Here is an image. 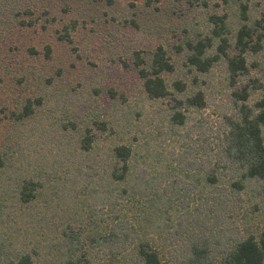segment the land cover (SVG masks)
Instances as JSON below:
<instances>
[{
	"label": "rangeland",
	"instance_id": "1",
	"mask_svg": "<svg viewBox=\"0 0 264 264\" xmlns=\"http://www.w3.org/2000/svg\"><path fill=\"white\" fill-rule=\"evenodd\" d=\"M247 5L246 24L264 26V0ZM213 16L225 17V28L207 55L226 39L234 56L244 23L232 0H0V264L26 257L29 264H69L73 253L81 264H133V248L116 254L105 243L122 219L161 264H182L186 212L195 213L211 191L201 171L184 167L215 150L223 117L236 115L234 92L248 86L253 105L264 88V36L253 38L258 51L245 55L247 73L234 84L223 57L207 73L189 66L186 45L212 37ZM159 46L174 71L163 74L169 95L149 100L135 61L147 67ZM175 81L185 93L174 90ZM197 91L202 108H176V99ZM175 111L182 125L172 122ZM87 134L93 141L84 151ZM120 145L132 149L130 172L113 182L112 150ZM174 176L182 181L172 194ZM26 186L28 202L20 197ZM252 188L232 214L196 212L206 233L225 241L236 224L245 235H263L264 193ZM188 189L195 201L183 209L172 199Z\"/></svg>",
	"mask_w": 264,
	"mask_h": 264
},
{
	"label": "trees",
	"instance_id": "2",
	"mask_svg": "<svg viewBox=\"0 0 264 264\" xmlns=\"http://www.w3.org/2000/svg\"><path fill=\"white\" fill-rule=\"evenodd\" d=\"M106 1L109 4L113 2V0ZM222 1L229 2V0ZM232 1L237 5L240 19L244 23L235 38L237 53L229 57L227 50L230 45L226 39H221L217 53L214 56L207 55L213 47V38H219L225 28V17L215 16L210 19L214 25L212 37L189 42L186 48L189 52L187 56L189 66L200 73H207L223 57L226 60L230 81L234 84L238 77L247 73L245 55L248 52L258 51L259 47L256 46L259 44L253 45L252 42L255 36L258 42L261 41L264 31L259 35L257 31L258 28L264 30V26L260 27L259 22H255L253 27L246 24L248 21L247 0ZM135 65L139 76L144 80L143 88L149 100H160L169 95L163 74L173 72L174 66L163 47L159 46L155 50L147 67H145V61L139 56H136ZM173 88L179 94L185 93V85L181 81H175ZM232 95L235 97L236 115L223 117L215 150L210 153V156L201 160L195 159L194 163L184 167L186 172L201 171L204 174V185L211 186V191L200 199V203L194 209L195 213L186 212L191 216L188 222L180 221V225L184 223L182 226L186 227L182 239L187 248L182 264H264V234L260 237L251 232L245 235L235 224V228L227 232L224 241L221 237L215 239L212 232L206 233L204 229V226H207L204 218H207L210 212L232 214L240 210L244 205L243 194L249 187L257 185L264 193V88L260 99L253 105L246 103L250 97L248 86ZM175 102L178 105L176 108L200 109L204 106L203 94L199 91L187 95L185 99H176ZM171 120L177 125L184 123L183 116L178 111L173 113ZM92 141L87 134L82 142V149L88 150ZM132 154V149L125 145L117 146L112 150L115 165L109 175L111 181L124 182L127 179ZM174 177L177 180L175 179V182L170 184L172 187L168 185L172 194L178 192L174 189L175 185L182 181L179 176ZM223 178L227 179L225 180L227 186L220 184L224 182ZM189 186L194 188L192 183ZM259 189L253 187L251 191L255 192ZM179 192L177 193L179 195L172 199L173 202H179L183 209H188L191 202L195 201L194 197H190L189 189L187 192ZM259 193H254V197H258ZM166 194H170V191L167 190ZM20 197L24 202L32 199L30 187L26 186ZM196 212H203L202 214L206 216L201 220ZM117 221V225L113 227L105 240L106 244H110L107 249L111 253L122 254L133 248L135 251L133 264H161L158 251L153 249L148 242L140 239L131 222L126 219ZM209 230H212V227ZM71 257L76 259H70L69 264L82 263L80 255L73 253ZM28 260V257L23 259L22 261H26L23 264H29Z\"/></svg>",
	"mask_w": 264,
	"mask_h": 264
}]
</instances>
